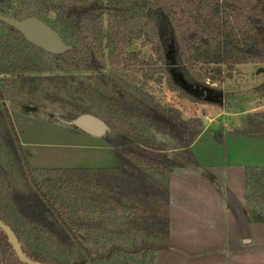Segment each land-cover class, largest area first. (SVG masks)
I'll return each mask as SVG.
<instances>
[{
	"label": "trees",
	"instance_id": "obj_1",
	"mask_svg": "<svg viewBox=\"0 0 264 264\" xmlns=\"http://www.w3.org/2000/svg\"><path fill=\"white\" fill-rule=\"evenodd\" d=\"M0 15L34 17L71 47L47 53L0 22V222L39 264H154L169 246V174L196 164L198 133L149 83L221 107L202 87L264 65V0H0ZM137 41L147 55L129 50ZM39 100L66 121L101 119L116 165L32 167L8 103L24 115ZM243 124L233 132L264 135V112ZM244 186L246 221L264 224V165L245 166ZM0 264H23L1 229Z\"/></svg>",
	"mask_w": 264,
	"mask_h": 264
},
{
	"label": "crops",
	"instance_id": "obj_2",
	"mask_svg": "<svg viewBox=\"0 0 264 264\" xmlns=\"http://www.w3.org/2000/svg\"><path fill=\"white\" fill-rule=\"evenodd\" d=\"M9 102L10 112L16 109L20 113L18 104ZM219 114L216 119L223 117V111ZM216 119H209L208 125ZM206 129L197 132L196 140L190 145L196 164L173 167L169 174V246L157 251L154 264H264V224L246 221L244 186L245 166H263L264 162L249 165L230 158L226 163L228 154L223 139L224 144L219 147L221 163H213L215 155L210 152L206 154H211L210 160L205 157L203 163L193 149ZM82 133L80 136L86 141L80 144L82 149L112 159L110 147L102 137L88 139ZM223 137H228L230 147L236 150L243 144L241 139H248L249 146L264 156V135L228 131Z\"/></svg>",
	"mask_w": 264,
	"mask_h": 264
},
{
	"label": "rangeland",
	"instance_id": "obj_3",
	"mask_svg": "<svg viewBox=\"0 0 264 264\" xmlns=\"http://www.w3.org/2000/svg\"><path fill=\"white\" fill-rule=\"evenodd\" d=\"M138 49L142 50L145 55L148 54V49L140 45L139 41L134 42L129 50ZM170 75L176 82L180 83L182 81V76L177 69H170ZM225 78L223 84L206 80L205 85L209 87H202L205 94L208 93L211 98L219 100L221 107L209 102L196 104L190 100L179 98L167 88L165 80H162V83L159 84L154 82L149 84L150 91L162 102L175 107L179 111L182 120L189 126L194 127L196 132L207 128L203 134L200 133L193 149L195 156L198 159L200 158L203 163H205V157L208 161L210 160L208 156L211 154L206 156L209 152L215 155L212 157L213 163H221L222 151L219 150V147L221 148L220 145H223L224 142L221 144L216 143V137L221 132L222 141L224 139L226 142L224 146H227L228 158L226 163L230 158L249 165L257 162L263 163L264 156L253 150L254 146H249L248 139L246 141L241 139L243 144L237 148L239 150L237 151L235 148L230 147L231 142L227 139L228 137L224 138L223 136L225 132L234 133L233 129H241L244 126L243 118L246 114L264 112V94L260 89L261 83L264 81V65L246 64L237 66V68L231 70L230 74L227 72ZM189 91L193 93L191 88H189ZM39 103L44 106L38 109L39 112L36 111V107H34V112H28L24 115L16 109H11L10 112L19 138H21L22 143L28 144L22 145L32 167L65 169L114 167L116 165L112 155V159L108 160L103 155H98L94 151L89 152L80 147V144L82 145L86 141L82 140L80 133L72 128L70 121L60 118L61 113L54 109L56 104L52 108L49 101L39 100ZM8 105L10 110V102ZM221 110L223 111V117L216 119L217 116L221 115L219 114ZM214 118L216 120L208 125L209 119ZM72 133L78 135L73 136ZM88 139L94 138L89 136ZM163 140L165 139L163 138ZM259 166H262V164H259Z\"/></svg>",
	"mask_w": 264,
	"mask_h": 264
},
{
	"label": "water",
	"instance_id": "obj_4",
	"mask_svg": "<svg viewBox=\"0 0 264 264\" xmlns=\"http://www.w3.org/2000/svg\"><path fill=\"white\" fill-rule=\"evenodd\" d=\"M0 22L17 30L28 43L33 46L53 55H59L71 49L68 45L64 44L58 34L51 29L48 25L34 17H26L25 19L18 20L10 16L0 15ZM204 94L200 93V97ZM210 100L218 101L215 98L207 97ZM29 110H33L29 108ZM70 125L75 129L83 132L84 134L100 138L108 132L107 125L100 119L95 118L89 114H81L70 121ZM0 229L4 232L8 239V243L12 246L18 260L23 264H39L29 261L22 253L21 247L18 245L14 233L0 222ZM82 256L78 257L74 263H81Z\"/></svg>",
	"mask_w": 264,
	"mask_h": 264
}]
</instances>
